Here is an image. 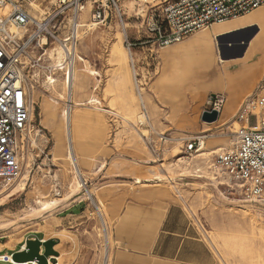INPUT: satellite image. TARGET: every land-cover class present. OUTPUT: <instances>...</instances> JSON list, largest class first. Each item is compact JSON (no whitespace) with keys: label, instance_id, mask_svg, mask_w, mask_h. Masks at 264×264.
<instances>
[{"label":"rangeland","instance_id":"obj_1","mask_svg":"<svg viewBox=\"0 0 264 264\" xmlns=\"http://www.w3.org/2000/svg\"><path fill=\"white\" fill-rule=\"evenodd\" d=\"M19 1L36 17L51 11L56 3V0ZM30 1L39 8L31 6ZM166 2L117 0L122 22L112 9V15L105 24L89 28L91 6L89 2L85 4L87 17L83 19L85 25L78 27L76 52L98 74L85 77L87 90L83 94L78 93V99L85 102L94 96L99 102L87 104L90 105L88 107L79 106L76 110L80 117L76 165L83 187L70 189L72 168L61 157L66 152L65 143L62 155L54 152L53 125L40 123L39 105L36 104L29 132L35 144H31L28 135L25 137L24 152L29 158L26 164L19 162L24 186L13 190L0 205V254H10L21 244L23 248V234L39 230L55 240L53 249L57 253L47 264H103L107 244L97 204L105 217L110 237L108 264H111L116 250L110 231L115 216L113 209L127 197L135 198L142 194L149 196L146 198L149 200L163 198L178 204L210 246L215 264H264V202L249 200L225 182L215 184L212 180L215 172L212 173L210 168L215 152L199 154L216 151L228 143L230 133L240 126L234 114L255 86L235 100L226 92H213L211 88L219 85L214 84L213 76H210L197 81L206 87L181 88L183 96L175 98L174 103L170 102L171 96L170 100L162 99L157 93V77L161 71L158 55L161 50L153 49L143 41L148 34V17L160 12ZM6 7L3 5L0 11ZM262 25L260 23L261 28ZM252 30L255 28L234 31L219 37L217 43L243 48L247 46ZM125 37L134 44L130 48L124 41ZM126 51L130 53V60ZM219 56L222 62L212 67L215 72L226 64L222 49ZM55 75L62 80L59 72ZM134 77L142 83L140 95L145 97L144 107L136 92ZM258 82L257 87L264 88V78ZM58 84L55 81L54 85ZM182 84V81L177 82V85ZM46 85H35L38 86L35 89L45 91ZM220 86L228 90L227 86ZM201 93L200 99L196 97ZM214 94L224 96L221 111L230 106L229 111L223 117H219V112L215 120H203V113L212 110L209 99ZM172 105L177 109L173 110ZM64 106V100H61L54 108L55 120L52 122L61 128L60 111ZM250 123H254V116L250 117ZM197 136H205L203 148L188 151L186 139ZM121 174L125 175L124 183L116 182L119 179L117 175ZM37 186L45 188L47 198L60 199L48 212L37 210ZM84 188L93 193V199L85 195ZM97 195L101 197L100 201ZM71 204L73 206L68 210L61 211ZM57 213L65 217L63 222L49 226Z\"/></svg>","mask_w":264,"mask_h":264},{"label":"built area","instance_id":"obj_2","mask_svg":"<svg viewBox=\"0 0 264 264\" xmlns=\"http://www.w3.org/2000/svg\"><path fill=\"white\" fill-rule=\"evenodd\" d=\"M87 2L91 6L89 21L94 26L105 24L112 9L122 22L117 0H56L53 9L39 17L33 16L22 1L0 0V10L4 4L10 6L5 14L0 13V188L10 186L21 172L19 152L29 135L30 115L34 112L29 102L30 88L51 83L48 77L54 79L58 72L65 80L72 74L78 22ZM261 5L264 0H167L160 12L148 17V34L143 42L158 49ZM124 41L128 48L134 45L126 37ZM223 102L221 94L209 99L211 109L217 113ZM234 118L240 126L214 154L215 179L249 200L264 202L263 87H257L242 101ZM203 137L186 139L187 150L202 149Z\"/></svg>","mask_w":264,"mask_h":264},{"label":"crops","instance_id":"obj_3","mask_svg":"<svg viewBox=\"0 0 264 264\" xmlns=\"http://www.w3.org/2000/svg\"><path fill=\"white\" fill-rule=\"evenodd\" d=\"M259 13L264 14V8L261 9L259 6L247 14L226 20L227 25L225 26L219 25L222 22L213 23L209 27L197 30L177 42L161 47L158 55L161 71L157 77L159 83L157 84V93H182L181 88L192 90L201 86L202 84L197 82L199 79L196 78L199 77L196 76V73L201 65L199 56H201L203 49L209 63L206 73L211 71L205 78L213 76L214 79L218 73L226 72V70L232 73L241 72L244 69L243 64L249 63L251 60L249 58L252 53H250L251 50L256 51L255 54L258 53L254 55V59L262 55L259 44L264 39V20L251 18ZM248 15L250 16L246 17ZM240 17L244 18L239 19ZM255 20L258 27L254 25ZM260 23L263 24L262 28ZM242 27L250 30L252 27L255 28V31L252 30L249 33L251 37L247 46L243 48L240 46H227L225 43L221 46L217 43L219 37L243 29ZM221 49L226 56V64L222 65V70L219 69L218 73H214L212 67L217 65L215 62L219 53H221ZM210 52L211 54H209ZM199 53L200 55H198ZM260 78H264V63L255 65L253 70L247 72L242 81L235 84L231 93H228V90L219 84V86H213L211 89L215 93L226 92V94H231L235 100H238L246 95L252 86H255L246 97L251 95L257 88ZM223 80L224 85L227 86L226 78H223ZM180 81L183 84L177 85V82ZM201 95L203 93L197 94L196 97L200 99ZM123 177H125L124 174L117 175L119 179L116 182L124 183ZM147 197L149 196L142 194H138L135 198L127 197L116 209H113L115 216L110 231L116 250L111 259V264L216 263L210 246L202 239L198 230L178 204L163 198L149 200L146 199ZM72 206L73 204L61 211H66ZM64 218L59 213L55 214L50 220L49 226L62 223ZM27 237L50 238V236H45V232L39 230L26 232L22 236V243ZM21 247L22 244L19 249ZM42 250L41 248L40 252Z\"/></svg>","mask_w":264,"mask_h":264},{"label":"bare ground","instance_id":"obj_4","mask_svg":"<svg viewBox=\"0 0 264 264\" xmlns=\"http://www.w3.org/2000/svg\"><path fill=\"white\" fill-rule=\"evenodd\" d=\"M29 4L31 6H33V7L39 8L38 5L36 3H34L33 1H30ZM6 5H7V7L5 9L6 11L5 10L4 11H0L1 13L3 12L2 14H5L10 8L9 4H6ZM249 16L250 15H248L246 17H249ZM86 17H87V9H86V6H84L83 7V11L80 13V20H79L80 22H78L79 27H82V26L85 25L83 23V19H85ZM242 18H244V17H240L239 19H242ZM251 18L252 19H256V20H258V19L264 20V14H262V13L255 14ZM256 20L254 22L255 26H257ZM219 25L220 26H225V25H227V23H225V21H222V24H219ZM87 26L89 28L91 26H94V24L88 23ZM242 28H244V27H242ZM82 34L85 35L86 31H85V33L83 32ZM259 50H260V52H262V55L258 56L256 59H254L253 57H254V55H256L258 53L255 54L256 51H253V50L250 51V53L252 52L249 55V58L251 60L249 61V63L247 62V63L243 64V68L244 69L241 72L232 73V72H229V71L226 70V72L224 71V72L221 73L219 71L220 73H218V69H215L216 72H214V73H218V75L213 79L212 82L214 84L224 85L223 78H226L227 89H228V92L231 93L233 91V88H234L235 84H237L238 82L242 81L243 77H245L247 72L253 70L255 68V65L257 66V65H261V64L264 63V39L259 44ZM57 53H58L57 58L59 59L60 50H58ZM204 53H205V51L203 49L201 51V56H199L200 57V61H201V63H200L201 65H200L199 70L196 73V76L199 77V78H196V79H199V80H200V78L201 79L205 78V76L208 73L209 74L211 73V71L206 73V68H207V65L209 63H208V59H207V57H206V55ZM209 54H211V52ZM75 55H76V59H75V63H74L73 69H72L71 76H68V78L66 80H65L64 77L62 78V80L58 79L57 77H55L54 78L55 80H54L52 78V76H49L48 77V82H51V83L48 84L49 86L46 85L47 87H46L45 91L36 90L35 87H38V86L31 87L30 88L31 94L29 96V102H30L32 110L34 109L36 104L39 105L38 115L40 117V123L41 124L45 125V124L50 122L53 125V127L51 129V132H52V135L54 137V144H53L54 152L55 153H60V155H62V147L64 146V143H65L66 152L61 157H63L64 159H66L68 161V163L71 165L72 172H73L72 176L70 177V185H69V187L72 190H79L81 187H83V183H81V179H80V174L81 173H80V171H79V169L77 168V165H76V163H77L76 162V158H77L76 156H79L78 155L79 153L76 150V146H77L76 141H77L78 122H79V119H80V117H79L78 113L76 112V110H77V108L79 106H84V105H87V104L98 103L99 101L94 96L88 97L85 102L81 101L80 99H78V93L83 94L87 90L85 77L89 76V75L90 76H93V75L96 76L98 74V72L95 69L91 68L90 65H88L86 59L83 56H81L78 52H75ZM198 55H200V53ZM126 56H127L128 60H130V53H128V51H126ZM220 62H222V59H221L220 56H218L215 63L218 65ZM132 63H133V61L131 59V64ZM132 68H134V66H132ZM57 76H59V75H57ZM54 81H56V82L58 81L59 84L57 86L54 85V83H55ZM140 84H142V83L139 82L138 79H136L134 77V86H135L137 94H139L140 100L143 102L142 106L144 107L145 97L140 95L141 94L140 91L142 90ZM198 87L203 88V87H206V85H201V86H198ZM126 89H127L128 92L130 91L128 87ZM47 91H49L50 94L49 93L46 94ZM40 96L42 98H41V100L39 102V97ZM169 96H171V98H172L170 102L174 103L173 101H175V98L181 97V96H183V94L174 93V92L161 93V98L164 99V100H168V99L170 100ZM229 97H232L231 94H229ZM61 100H64V104H65L64 108H62L61 111H60V116H61V119H62V122H63V128H61V126L59 124L57 125V123H55V124L52 123L53 120H55V109L54 108L55 107L57 108V105L59 106V102ZM88 106H90V105H87V107ZM92 108H93V106H92ZM172 108H173V110L177 109V107L173 106V105H172ZM229 108H230V106L225 108L223 111L220 110L219 117H223L224 113L229 111ZM33 116H34L33 113H31V115H30V119L31 120L33 119ZM143 116L146 118V115L144 113H143ZM234 125L236 126V124H234ZM154 132L156 133V131H154ZM29 138H30L31 144H35L34 138H31V136L28 135V139ZM213 152H215L214 149L213 150H208L206 152H202V153H199V154L207 153L208 155H210ZM28 158L29 157L27 156V153L24 152V146H23L22 150L19 152V160L23 161L26 164ZM210 168H211V172L213 173L214 172L213 162H211ZM215 178L216 177L213 174L212 180L215 182V184H219V181H217V179H215ZM23 186H24L23 177L21 178L20 175L10 186H8V187H5L4 185L1 186V188H0V205L3 204L2 202L4 201L5 197H7L8 195H11L10 193H12L13 190L17 189V187L23 188ZM35 191L39 195V196H37L35 198V203L37 204V210H40V211H43V212L44 211L48 212L57 203V201L60 200L58 198H47L45 196L46 190H45V188H43L41 186H37L35 188ZM84 192H85V195L88 198L93 199V193L91 191H89L88 189H85ZM100 198L101 197L99 195H97V200L98 201L101 200ZM96 209H97V211H98V213H99V215L101 217V222L103 224V228H102V232L103 233L102 234L104 235V238H105V241H106V244H107L106 245L105 257L103 259V264H108V242H109V238L110 237H109V233H107L105 217H103V212L101 211V209L100 210L98 209L97 204H96ZM66 237H67V235H66ZM69 237H70V235H69ZM48 262H50V261H48ZM0 264H30V262H16V261H14L11 258V253H10V254H0Z\"/></svg>","mask_w":264,"mask_h":264},{"label":"water","instance_id":"obj_5","mask_svg":"<svg viewBox=\"0 0 264 264\" xmlns=\"http://www.w3.org/2000/svg\"><path fill=\"white\" fill-rule=\"evenodd\" d=\"M211 97V96H210ZM218 113L216 110H209L203 113V120L212 121L217 119ZM55 240L52 238L39 239L38 237H27L24 241V247L13 251L11 258L16 262H32L37 264H47L48 259L56 255L53 249ZM43 249L40 252V249Z\"/></svg>","mask_w":264,"mask_h":264}]
</instances>
